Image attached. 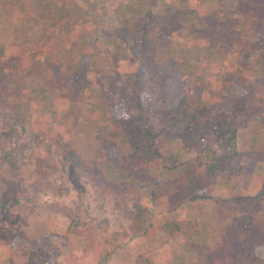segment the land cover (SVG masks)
I'll list each match as a JSON object with an SVG mask.
<instances>
[{
    "label": "rangeland",
    "instance_id": "374dc122",
    "mask_svg": "<svg viewBox=\"0 0 264 264\" xmlns=\"http://www.w3.org/2000/svg\"><path fill=\"white\" fill-rule=\"evenodd\" d=\"M29 6L0 0V205L4 194L11 196L0 206V264H27L34 253L41 255L36 264H98L85 251V239L69 228L105 217L111 230L125 228L119 230L130 235L108 264H188L183 236L146 235L136 206L153 208L152 217L163 212L166 220H198V240L210 248L236 214L218 203V195L247 193L256 181L244 171L229 193L212 188L174 217L156 191L170 183L168 199L179 197L185 165L133 164L119 118L130 110L138 117L131 108L135 88L143 97L153 92L143 60L163 65L173 59L194 107L244 97L254 106L243 114L240 140L250 128L263 133L264 103L255 104L264 96V70L256 64L262 47L255 42L264 41V0H32ZM210 35H217L216 46ZM14 113L22 118L16 124ZM209 141L217 145L216 138ZM180 147L179 139L171 144L188 160L193 154ZM9 149L19 153L21 179L4 159ZM108 164L120 171L118 179ZM263 167L255 170L258 177ZM1 180L16 181L17 190ZM255 218L264 230V210Z\"/></svg>",
    "mask_w": 264,
    "mask_h": 264
},
{
    "label": "trees",
    "instance_id": "16d2710c",
    "mask_svg": "<svg viewBox=\"0 0 264 264\" xmlns=\"http://www.w3.org/2000/svg\"><path fill=\"white\" fill-rule=\"evenodd\" d=\"M7 1L3 0V3L7 5L13 0ZM21 2L30 8L32 0H21ZM216 39L217 35L209 36L213 46H216ZM255 45L262 47L258 51L256 64L264 70V41H256ZM247 58L248 54H244L243 62ZM143 61L145 67L149 69L147 72L150 75L153 92L149 96L145 95L150 97L146 99L143 93L139 95V91L135 88L136 103L132 104L131 108L132 110L137 109L138 117L135 119L133 111L130 110L127 117L119 118V122L129 139L131 145L129 158L133 164L160 165L168 170L185 165L181 174L185 182L179 188L181 190L179 197L168 199L170 198V195H167L170 183H164L165 185H162L159 191H152V194H155V191L161 194L162 203L167 201L168 211H177L185 203H197L209 197L210 191L213 190V186L221 175L234 180L244 171L252 173L264 164L263 150H240L238 148L237 132L242 124L243 114L248 115L254 106L248 105L247 99L236 97L229 105L213 108L212 105L206 104L196 108L190 102L189 93L181 86L183 77L180 72H177L176 61L172 59L170 63L163 65L153 60L144 59ZM143 74L144 72L140 70V77ZM246 82L252 90L254 83L250 82V79ZM173 87L175 88L174 93L177 94L174 100H171L168 97L173 92ZM258 100L259 102L255 104L259 106L256 108H262L264 96H260ZM153 113H158L159 118L152 115ZM10 120L16 124L22 118L18 113H14L11 114ZM210 137L216 138L217 145L209 141ZM176 139L181 141L179 152L193 154L188 160L182 161L181 154L172 151L171 144ZM18 154L15 149H9L5 152L4 159L9 163L11 173L19 174L21 179ZM76 164L80 165V161H76ZM114 165L116 166L115 163ZM247 174L250 177L251 174ZM7 184L8 189L17 190L16 181L9 180ZM108 190L112 194L117 192L111 181H108ZM10 197L9 194H4L0 206L7 204ZM217 200L222 207L234 209L236 214L215 235L210 248H204L198 240L201 233L198 220L192 218L166 220L162 217L163 212L157 217H152L149 213L153 208L144 207L142 204L136 207L139 222L145 228L146 235L159 231L166 232L170 236L176 234L183 236L187 244L186 252L192 257L189 264H264V230L255 218L264 210V167L262 183L256 192L226 197L218 195ZM76 225L79 228L70 227V232L79 234L85 239V251L95 254L98 264H108L115 252L130 237L126 231L111 230L110 220L107 217L92 219L88 222L81 221ZM38 256H41L40 253L31 254L27 264H36ZM146 260L149 264H154L153 261ZM40 262L44 263L42 260Z\"/></svg>",
    "mask_w": 264,
    "mask_h": 264
},
{
    "label": "crops",
    "instance_id": "0c3cea01",
    "mask_svg": "<svg viewBox=\"0 0 264 264\" xmlns=\"http://www.w3.org/2000/svg\"><path fill=\"white\" fill-rule=\"evenodd\" d=\"M240 130L241 129L239 128L238 129V132H237V143H238V148L240 150H249V149H259V150H262V149H264V132L263 133L260 132V131L254 132L253 129L250 128L249 129L250 131L248 132V130H247V133L245 134V136L243 134V138H242V141H241L240 140V138H241ZM105 167H106V165H105ZM108 169H112L110 172H113L114 173L113 174V177L115 179H118V177L115 175V172H117V174L119 175L120 174V171H118L117 168H115V167H113V166H111L109 164H108ZM256 174L257 173L255 172V170H253V172L251 173L250 177H252V181H256V183L253 184V188L254 189H252L251 191H248L247 193H254V192H256L259 189V187H260V185L262 183V177H260V176L258 177ZM255 175L257 176V179L254 178ZM1 181H4L6 183L5 180H1ZM233 182L234 181L232 179L230 180L228 178H226L225 180L219 179L217 181V183L213 186V189L215 191L218 190L219 193L221 192L223 194H227V193H229V191H228L229 190V187L231 186V184ZM171 213H172V215L174 217L176 216V211H173ZM119 229L126 230L125 228H119ZM132 234H133L134 237H137V236H139L140 233L134 235V233L132 232ZM188 264H189V262H188Z\"/></svg>",
    "mask_w": 264,
    "mask_h": 264
}]
</instances>
